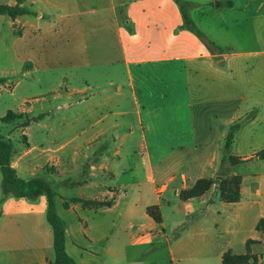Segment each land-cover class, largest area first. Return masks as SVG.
<instances>
[{"label":"crops","instance_id":"0c3cea01","mask_svg":"<svg viewBox=\"0 0 264 264\" xmlns=\"http://www.w3.org/2000/svg\"><path fill=\"white\" fill-rule=\"evenodd\" d=\"M18 4L0 0V6ZM19 6L50 14L59 37L68 31L69 51L81 62L71 71L72 92L89 97L73 116L57 119L74 126L71 142L12 157L18 177L42 178L54 188L76 264H224L226 253L246 254L252 241L263 239L264 170L249 168L264 161L256 157L264 150V0L198 4L202 20H217L224 31L247 27L242 31L250 37L236 40L242 48L208 38L209 25L204 39L188 30L177 0H22ZM55 110L53 119L60 114ZM237 123L227 156L242 162L221 170ZM154 125L171 135L185 126L208 128L188 131L197 146L186 152L178 146L152 153L145 130ZM106 138L139 149L97 151L94 144ZM206 147L212 149L207 160L195 168L175 166L193 151L205 158ZM82 158L95 160L87 169L78 165ZM221 171L241 178L238 201L222 197L215 183L185 196ZM2 182L0 172V264L54 262L46 196L5 195Z\"/></svg>","mask_w":264,"mask_h":264},{"label":"rangeland","instance_id":"374dc122","mask_svg":"<svg viewBox=\"0 0 264 264\" xmlns=\"http://www.w3.org/2000/svg\"><path fill=\"white\" fill-rule=\"evenodd\" d=\"M21 1L18 0V3L20 4ZM179 1L184 5L193 24L202 34L204 26L209 25L210 28H213L211 33H206L208 38L221 37L224 41H228L226 45L242 48L236 41L238 37H250V32L242 31L247 28L244 25L242 30L233 28L230 31H224L222 27L220 28V23L217 20L203 21L202 15L200 12L198 13L201 9L198 4L203 3L204 0ZM213 4L215 5V2ZM213 4L212 6H214ZM59 32L53 28L50 14H37L30 11L10 16L8 13L0 12V135L4 141L13 145V155L20 154L26 149L53 148L57 145L68 144L71 142L72 135L76 134L74 126L58 125L57 119L73 116V112L78 106L76 104L88 100L89 97L72 92L71 71L73 72L72 68L81 62H77L75 52L71 54L69 51L68 31H61L62 37H59ZM246 43L248 44L250 41ZM81 73L83 74V72ZM75 82L80 83L81 78L78 77ZM173 96L174 103L178 104L181 99L180 94L174 93ZM54 108H58L55 111L60 113L55 114L56 119L51 118ZM46 115L50 118L44 123L43 119H38L40 116L45 118ZM240 127L241 123H237L232 128L236 131ZM203 128L207 129L208 127L185 126L183 134L171 135L167 132L168 128L166 129L164 126H148L145 130L147 147L152 153L167 151L172 147L178 150V146L183 147L182 149L186 152L196 145L194 143L196 138L194 139V135L188 131L196 129L201 132ZM202 136L203 134H199L198 139ZM125 141L106 138L100 143L94 144V148L99 152L108 149L134 148V143ZM203 144L204 142L199 140L201 150ZM134 149L138 150L139 148L135 147ZM205 149L208 147L203 150ZM209 151L205 150V158L198 156L194 151L187 154L186 158L179 157L181 159L178 160L180 161L179 165L175 166H181L184 171L188 168H195L202 160H207ZM228 151L226 150L221 170H228L230 166L239 165L242 162L241 157H228ZM192 154L194 157H190ZM92 160L95 159H78V163H80L78 165L88 169ZM113 160L117 161V159ZM243 162H247V159ZM246 168L248 167H243L242 170L245 171ZM249 169H251L250 172L253 170L263 171L264 161L258 165L250 166ZM48 170L51 172L52 168L48 167ZM86 175H88V170L84 169V176ZM218 177L213 179V183L216 184L222 195H227V199H233L234 195L240 193V177H231L230 174L222 177L223 179H218ZM58 215L60 216L59 213ZM259 230L262 232L263 239L252 241L246 254L235 255L228 252L230 256L227 264H264V222L260 224Z\"/></svg>","mask_w":264,"mask_h":264},{"label":"trees","instance_id":"16d2710c","mask_svg":"<svg viewBox=\"0 0 264 264\" xmlns=\"http://www.w3.org/2000/svg\"><path fill=\"white\" fill-rule=\"evenodd\" d=\"M177 2L180 4L187 29L195 33L198 37L204 39L203 34L193 24L190 16L185 10L184 5L179 0H177ZM0 12L8 13L10 16H13L19 13H29L30 11L27 9H23L18 5L14 8L0 6ZM38 119H43V116H40ZM234 132L235 130L232 128L226 138V150H230L232 147L234 141ZM12 155L13 145L4 141L0 135V172L3 177L2 190L4 194L28 199H36L41 195L46 196L48 206L47 215L48 220L54 229V242L56 251V260L48 264H76L66 250V224L58 215L56 206V192L54 188L49 182L42 178L25 180L18 177L15 169L12 167ZM256 157L259 159H264V150L256 154ZM218 179L223 178L218 177ZM212 184H214L213 180L201 179L198 181L195 188L190 191H186L184 194L187 198L199 196L200 194L208 190L212 186ZM222 197L226 198L227 195H222ZM239 199L240 195L236 194L234 195L233 199L230 198L228 200L238 201ZM68 201L85 202L81 199H68ZM65 207H68V202L65 203ZM157 220L160 221V218H157ZM229 256L230 253L225 254L224 264H227Z\"/></svg>","mask_w":264,"mask_h":264},{"label":"water","instance_id":"95a60500","mask_svg":"<svg viewBox=\"0 0 264 264\" xmlns=\"http://www.w3.org/2000/svg\"><path fill=\"white\" fill-rule=\"evenodd\" d=\"M226 175H227V172H226V171H221V172L219 173V176H221V177L226 176Z\"/></svg>","mask_w":264,"mask_h":264}]
</instances>
